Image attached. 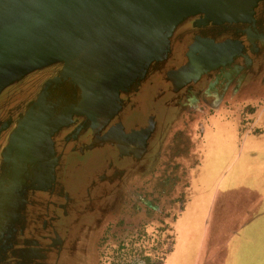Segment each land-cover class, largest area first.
<instances>
[{
    "label": "flooded vegetation",
    "instance_id": "flooded-vegetation-1",
    "mask_svg": "<svg viewBox=\"0 0 264 264\" xmlns=\"http://www.w3.org/2000/svg\"><path fill=\"white\" fill-rule=\"evenodd\" d=\"M62 70H37L0 94V264H123L125 237L136 245L160 225L169 235L199 187L212 134L227 130L223 146L237 155L264 131V1L238 22L187 20L104 125L76 110L81 92ZM46 89L56 117L70 120L52 137L44 175L28 166L21 177L5 150ZM147 253L141 263L155 264Z\"/></svg>",
    "mask_w": 264,
    "mask_h": 264
},
{
    "label": "water",
    "instance_id": "water-1",
    "mask_svg": "<svg viewBox=\"0 0 264 264\" xmlns=\"http://www.w3.org/2000/svg\"><path fill=\"white\" fill-rule=\"evenodd\" d=\"M261 1L0 0V94L59 64L62 79L81 91L79 113L91 108L89 103L98 111H114L121 93L166 58L172 36L187 20L204 15L213 22H238ZM46 93L11 135L6 159L13 170L36 167L31 159L36 146L45 143L51 152L52 136L66 124L67 118L57 120Z\"/></svg>",
    "mask_w": 264,
    "mask_h": 264
},
{
    "label": "rangeland",
    "instance_id": "rangeland-1",
    "mask_svg": "<svg viewBox=\"0 0 264 264\" xmlns=\"http://www.w3.org/2000/svg\"><path fill=\"white\" fill-rule=\"evenodd\" d=\"M151 108H148V110ZM163 122L161 121L154 130L155 139L156 134H159L163 128ZM227 132V130L221 128L218 130L217 135L212 134V141L208 146L209 153L199 167V172H195L199 187L195 188L196 194L190 191L186 193L187 199L193 201L182 219L177 224H169V235L158 233L159 230L161 231L160 225L154 229L153 236L147 237L146 235L136 245L131 241V237H125L123 241L127 244V249L123 251V254H126L125 257L121 258L122 262L142 264L141 260L146 258L144 255L148 252L147 254L154 258L155 264L217 263L215 259L219 257L217 254L218 247L221 248L226 243L228 227L232 229L227 220L226 212L228 213V194L234 190L232 188L233 184L237 183L236 176L231 175V178L230 175L226 176L230 161L232 163V159L236 157L235 152L230 153V148L223 146ZM228 136L230 138V134ZM70 173H75L73 166L70 168ZM81 176L78 175L79 178ZM188 176L190 177V174ZM229 216L232 217L233 214L231 213ZM217 232L219 233L218 236H216ZM236 254L237 264H244V255L242 258L239 257L238 253ZM223 259L227 260V255ZM255 259L257 257L252 253L249 262L247 261L248 264H254ZM218 264H223V262L220 261Z\"/></svg>",
    "mask_w": 264,
    "mask_h": 264
},
{
    "label": "crops",
    "instance_id": "crops-1",
    "mask_svg": "<svg viewBox=\"0 0 264 264\" xmlns=\"http://www.w3.org/2000/svg\"><path fill=\"white\" fill-rule=\"evenodd\" d=\"M62 118H67L65 123L70 120V116ZM52 146L51 138V152H49V155L53 151ZM6 152L7 148L5 150V159ZM28 166L30 167L31 165ZM36 167L38 168V166ZM36 167L32 168L36 169ZM22 170L19 172L21 177L29 175L26 169L23 168ZM228 175H230V178L232 177L231 175L237 177V183H234L232 187L234 190L228 194V213L226 212L227 220L233 230L228 227L226 243L221 248L218 247L217 254L219 257L214 258L217 262L215 264L220 261L223 264H237L236 253L242 258L244 255V264H248L252 253L257 257L253 261L254 264H264V131L259 136L251 135L243 139L236 157L232 159V163L227 169L226 176L228 177ZM231 213L233 214L232 217L229 216ZM218 234L217 232L216 236ZM226 255L227 260H224L223 258ZM214 259L213 261L215 262Z\"/></svg>",
    "mask_w": 264,
    "mask_h": 264
},
{
    "label": "bare ground",
    "instance_id": "bare-ground-1",
    "mask_svg": "<svg viewBox=\"0 0 264 264\" xmlns=\"http://www.w3.org/2000/svg\"><path fill=\"white\" fill-rule=\"evenodd\" d=\"M108 99H109L108 102H109V106H110V105H112L111 104L112 98L109 97ZM89 106H91V108L86 109L85 115H87L90 119H92L93 121H95L97 123L99 121H102L100 123L102 125H104V123H109V120L114 117V115L118 112V108H119L118 105H116L114 108L116 110V112L114 113L115 110L113 111V109H111L112 107H110V108L105 107L103 110L98 111V110H95L94 108L92 109V106H94L93 104L91 105L89 103ZM112 112H113V114H111ZM59 119L60 118H58L57 120L59 121ZM57 120L55 119L54 122ZM45 126L46 125L44 124L43 132L45 131L44 129H46ZM37 140L39 142L40 138H37ZM36 147L38 148V151H36L35 155L31 159H33L34 164H37L38 168L43 171L41 174L44 175V172H46V168H47L48 162L50 160L49 147L45 143L38 144ZM35 176H36V178L39 177L38 175H35Z\"/></svg>",
    "mask_w": 264,
    "mask_h": 264
}]
</instances>
